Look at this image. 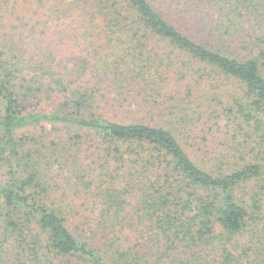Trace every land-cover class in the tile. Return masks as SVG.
I'll return each instance as SVG.
<instances>
[{
    "label": "trees",
    "instance_id": "trees-1",
    "mask_svg": "<svg viewBox=\"0 0 264 264\" xmlns=\"http://www.w3.org/2000/svg\"><path fill=\"white\" fill-rule=\"evenodd\" d=\"M152 1L0 0V264H264V0Z\"/></svg>",
    "mask_w": 264,
    "mask_h": 264
},
{
    "label": "rangeland",
    "instance_id": "rangeland-1",
    "mask_svg": "<svg viewBox=\"0 0 264 264\" xmlns=\"http://www.w3.org/2000/svg\"><path fill=\"white\" fill-rule=\"evenodd\" d=\"M152 3H155L154 0L152 1ZM207 3V2H206ZM206 3L200 4V2H197V6L201 7V6H205L207 10H210V6ZM212 11V9H211ZM227 83V82H226ZM201 84H197V87L199 89V87L201 88V90H206V88H204L205 84L203 83L201 86ZM228 89H230V91L232 93H234L233 89L235 91V84L231 81V83H227ZM238 92V91H237ZM202 93V92H200ZM216 93V92H215ZM223 93V92H222ZM217 94V93H216ZM224 100V99H223ZM225 102L228 101L227 99L224 100ZM2 109L3 106L0 104V114H2ZM207 119H204L202 122L205 123V126L202 128V130H204V132H200L201 136L206 135L209 138V141L213 144H215L217 146L216 151L218 153L221 152H227L229 150H231V152H233V147H234V142L232 139V136L229 135L228 133H226L225 135L223 134H218V133H210L209 129H210V124L206 122ZM39 130V129H38ZM49 131L53 132V134H57V132H55L54 129H52L51 127L48 129ZM68 132L65 130H61L58 135H64L67 134ZM32 135V134H31ZM84 148L88 149V151L85 153V155L83 157H81L80 159L77 160H71V164L69 165V169L67 170L68 172H66L67 176L73 175H81L83 173V171H87L86 175H92L93 178V173L90 171V166H91V162H92V152L89 151V146L85 145ZM7 180V176L5 173V170L3 168L0 167V181H6ZM88 182L90 181V178L87 180ZM80 202H83V198H79L78 199ZM2 203V199H0V205ZM91 207H89L88 209H90ZM92 212L87 213V215L91 214ZM245 241V239L243 240V242Z\"/></svg>",
    "mask_w": 264,
    "mask_h": 264
}]
</instances>
